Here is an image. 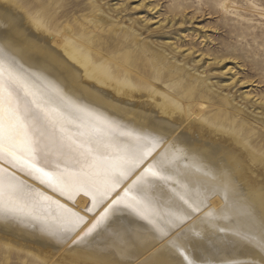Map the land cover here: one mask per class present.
I'll use <instances>...</instances> for the list:
<instances>
[{"label": "bare ground", "instance_id": "obj_1", "mask_svg": "<svg viewBox=\"0 0 264 264\" xmlns=\"http://www.w3.org/2000/svg\"><path fill=\"white\" fill-rule=\"evenodd\" d=\"M249 7L264 15L256 3L251 1ZM118 30V16L96 3L88 7L76 0H0V55L13 61L30 86L60 109L66 129L75 133L102 122L110 126L111 135L132 129L160 137L159 151L176 153L174 178L186 186L200 210L186 209L169 186L158 184L147 195L162 231L123 209L105 227L74 243L87 225L76 233L57 231L53 213L63 214L59 205L90 222L107 203L85 213L90 202L82 193L62 194L17 172L31 198L15 211H0V241L49 264H183L172 241L196 264H264L259 246L264 240V144H259L264 140V116L255 114L241 123L222 105L209 114V101L217 94L213 84L197 97L193 86L180 90L168 83L170 67L164 74L150 73L117 60L103 32ZM166 46L154 40L146 44L155 61L168 57ZM176 211L187 219L170 229L166 221ZM59 247L71 250L55 259Z\"/></svg>", "mask_w": 264, "mask_h": 264}, {"label": "snow or ice", "instance_id": "obj_2", "mask_svg": "<svg viewBox=\"0 0 264 264\" xmlns=\"http://www.w3.org/2000/svg\"><path fill=\"white\" fill-rule=\"evenodd\" d=\"M110 133V126L102 122L84 131L67 130L60 109L30 86L13 61L0 55V211H15L17 205L31 198L26 191L29 186L17 172L62 194L82 193L90 202L83 209L85 213L107 203L90 222L79 212L59 205L63 214L53 213L57 231L76 233L81 225H87L74 243L105 227L123 209L162 231L150 211L152 201L147 195L158 184L169 186L186 209L200 210L193 206L186 186L174 178L176 153L159 151L163 144L160 137L132 129ZM133 176L135 179L127 183ZM186 219L181 211L172 212L166 226L177 228ZM171 244L183 257V264H196L180 243ZM259 246L264 249V240Z\"/></svg>", "mask_w": 264, "mask_h": 264}, {"label": "rangeland", "instance_id": "obj_3", "mask_svg": "<svg viewBox=\"0 0 264 264\" xmlns=\"http://www.w3.org/2000/svg\"><path fill=\"white\" fill-rule=\"evenodd\" d=\"M76 1L88 7L96 3L118 16L120 30L111 35L103 32L117 60L134 63L137 69L145 67L150 73L164 74L170 67L172 79L168 83L180 90L193 86L197 97L213 84L217 94L209 101V114L222 105L230 115H238L241 123L255 114L264 116V15L249 7L252 1L264 12V0ZM125 24L133 30L126 31ZM117 38L128 43L117 44ZM153 40L169 44L165 47L168 57L154 60L146 47ZM57 249L55 259L71 250ZM0 264L49 263L15 244L0 241Z\"/></svg>", "mask_w": 264, "mask_h": 264}]
</instances>
